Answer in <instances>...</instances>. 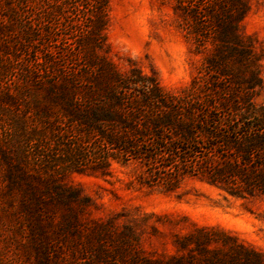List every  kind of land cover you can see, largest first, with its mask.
<instances>
[{
  "label": "trees",
  "instance_id": "trees-1",
  "mask_svg": "<svg viewBox=\"0 0 264 264\" xmlns=\"http://www.w3.org/2000/svg\"><path fill=\"white\" fill-rule=\"evenodd\" d=\"M36 1L37 28L24 27L20 47L29 83L0 95L23 105L7 143L0 139V160L3 191L18 193L16 210L28 223L33 264H67L59 248L50 250L77 226L74 197L60 177L84 168L104 173L111 159L137 163L139 183L166 191L194 176L236 197L264 195V107L253 101L261 80L254 53L235 32L238 1L190 5L184 29L206 54L179 93L137 68L121 73L98 53L106 0ZM57 33L63 42L50 49ZM31 43L39 48L30 51ZM219 234L231 240L226 249L207 248L217 240L197 229L180 241L193 243L194 253L124 264H264L258 252Z\"/></svg>",
  "mask_w": 264,
  "mask_h": 264
},
{
  "label": "rangeland",
  "instance_id": "rangeland-1",
  "mask_svg": "<svg viewBox=\"0 0 264 264\" xmlns=\"http://www.w3.org/2000/svg\"><path fill=\"white\" fill-rule=\"evenodd\" d=\"M216 1L106 0L104 44L98 53L121 73L137 68L155 75L165 90L179 93L196 75L206 54L196 52L186 34V13L190 5L208 9ZM235 1L242 10L235 32L254 53L261 80L253 101L264 107V0ZM36 5V0H0V95L8 90L20 92L29 83L25 75L28 57L20 47L24 27L37 28ZM60 34L46 43L50 49L61 46ZM38 48L32 43L28 46L30 51ZM22 114L21 101L18 105L0 102L3 145L9 139V124ZM1 163L0 264H33L28 223L16 210L18 193L14 191L10 198L3 191ZM140 173L141 167L133 161L123 164L111 159L104 173L84 168L60 177L61 187L74 197L77 226L62 241L55 238L51 252L59 248L61 253L56 254L64 256L67 264H124L131 258L165 261L192 253L194 244L180 241L204 229L217 240L207 243V248L226 249L231 240L221 237L219 232H223L258 252L264 261V195L236 197L194 176L183 177L176 189L166 191L139 183Z\"/></svg>",
  "mask_w": 264,
  "mask_h": 264
}]
</instances>
